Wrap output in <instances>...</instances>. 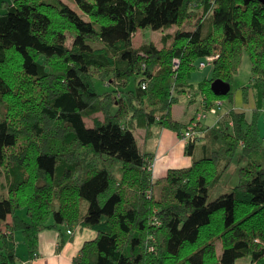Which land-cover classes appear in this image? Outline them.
Segmentation results:
<instances>
[{"label": "trees", "instance_id": "obj_1", "mask_svg": "<svg viewBox=\"0 0 264 264\" xmlns=\"http://www.w3.org/2000/svg\"><path fill=\"white\" fill-rule=\"evenodd\" d=\"M74 1L81 13L65 0L6 1L0 11V264L23 262L17 232L35 258L40 231L61 225L97 232L73 264H264V3ZM173 26L163 47L135 46L141 29ZM214 55L212 77L191 83L198 62ZM245 56L251 113L233 106L231 125L203 122L187 152L201 138L209 150L156 179L137 128L185 130L172 109L194 90L207 106L224 97L234 104ZM216 80L231 90L216 93ZM235 160L238 182L210 199Z\"/></svg>", "mask_w": 264, "mask_h": 264}, {"label": "crops", "instance_id": "obj_2", "mask_svg": "<svg viewBox=\"0 0 264 264\" xmlns=\"http://www.w3.org/2000/svg\"><path fill=\"white\" fill-rule=\"evenodd\" d=\"M213 70L214 64L199 68L198 71L193 72L191 83L196 85L204 79H210ZM243 86L245 85H242L240 88L242 89ZM241 99L245 102L243 97ZM220 101L223 104V100ZM243 102H240V105H242ZM204 104L205 99H203L200 92L196 90L192 91L191 96L190 93L181 95L179 103L173 105V117L179 121L190 124L191 121L196 118L197 114L204 109ZM254 104L255 99L251 97L249 103H244V107L235 108L238 110H240L239 108H243L247 112H251ZM232 107L233 105H230L227 110L222 111L220 114L221 107L219 105L218 112H208L207 116L203 119V122L208 127L218 125L222 122V116H225L226 114L228 115V111ZM210 114L212 115L211 121H206L205 119L208 118ZM228 124H232L231 120ZM206 130L207 129H205V131ZM180 132L181 131L163 127L159 124H154L149 128H137L136 135L141 149L154 156L155 167L153 175L156 179L165 177L171 168L192 165L196 159L201 158L209 150L207 145L208 142L206 143V140L201 138L195 143L193 155H190L187 152L186 144L180 137ZM70 228L72 229V232H69ZM96 236L97 232L94 229L83 227L81 225L73 227L61 225L57 228H46L39 233L37 255L35 258L29 257L27 247L23 254L18 253L21 255L22 261H28L31 264H73L74 257L79 253L84 243L87 240L94 239ZM22 238L24 241V237ZM62 239L64 240V244L60 247V241ZM218 249L221 251L220 244ZM237 264L254 263L250 259L243 258L238 260Z\"/></svg>", "mask_w": 264, "mask_h": 264}, {"label": "rangeland", "instance_id": "obj_3", "mask_svg": "<svg viewBox=\"0 0 264 264\" xmlns=\"http://www.w3.org/2000/svg\"><path fill=\"white\" fill-rule=\"evenodd\" d=\"M6 1L12 2V0H0V11L5 9L4 2H6ZM65 1L68 2L78 12L81 13L80 8L78 7V5L76 4V2L74 0H65ZM193 22H195V21H193ZM185 28L188 30L194 29L193 23L192 24H186ZM177 29H178V26H173L172 28L167 29V30H154L151 27L143 28L135 36V39H134L135 46L138 47L144 43L154 42L157 46H159L161 48V47H163V41H162L163 34L174 33ZM198 70H199V68L196 71H198ZM251 73L252 72H251L250 60L248 59L247 56H245L244 60H243V64L240 67L238 73L236 74V76L233 80L234 104L229 100L228 97H224L223 98V104L220 105V107H221L220 108V114L222 113V111L227 110V108L230 105H233L235 107H244V103H246V102H243V99H241L243 97V92H242V89L240 87L242 85H246V83L249 81V79L252 75ZM95 84H96V87L99 91H104L106 89L104 82L101 81L99 78H95ZM240 102L241 103L243 102V104L240 105ZM239 109L243 110V108H239ZM207 110L209 112H212L210 109H207ZM200 113H202V112H200ZM212 113H215V112H212ZM249 113H251V112L249 111ZM94 116L103 119V114L101 112L96 113ZM211 116L212 115L210 114L209 117L206 118L205 120L211 121ZM86 120H87L88 124H93L92 118H87ZM230 120H231V118L227 114L225 116H222V119H221L222 122H229ZM260 126L262 129L261 131L264 133V112L262 113V115L260 117ZM154 160H155L154 158L151 159V161H154ZM239 169H240V165H239L238 161L235 160L233 162V164L231 165L229 171H228L227 177L230 178L229 182L228 183L224 182L219 187L212 189L210 191V199H214L218 195H220L221 193L230 191L231 186L236 184L239 180ZM6 184H7V167L2 166L0 168V195H1V197H3V193L4 194L7 193V189H6L7 185ZM86 204H87V201L82 199V205H83L84 209L86 208ZM16 235H17L16 239H17L18 252L23 254L24 250L26 248V244L23 241L22 232L19 231L16 233Z\"/></svg>", "mask_w": 264, "mask_h": 264}, {"label": "built area", "instance_id": "obj_4", "mask_svg": "<svg viewBox=\"0 0 264 264\" xmlns=\"http://www.w3.org/2000/svg\"><path fill=\"white\" fill-rule=\"evenodd\" d=\"M217 57H218V55H214V56H209V57H205V58L201 59L198 62V67L202 68V67H205L209 64H214V61ZM143 86L145 87V85H143ZM221 104H222L221 101L217 100L214 104H212L210 106L206 107V103L203 105L204 109L202 111H200L202 113L199 112L197 114L196 118L187 126V128L180 132V137L185 144H188L190 139L197 135V132L202 127L203 119L207 116V114L209 112L207 109H210L212 112L217 113L218 112V106ZM154 166H155V160L150 162V164L148 166L149 170L153 171ZM151 249L152 250L154 249V245L151 246ZM21 264H31V263L28 261L27 262L23 261Z\"/></svg>", "mask_w": 264, "mask_h": 264}, {"label": "water", "instance_id": "obj_5", "mask_svg": "<svg viewBox=\"0 0 264 264\" xmlns=\"http://www.w3.org/2000/svg\"><path fill=\"white\" fill-rule=\"evenodd\" d=\"M264 3V0H261ZM213 89L216 93L226 95L231 90V85L222 80H216L213 83Z\"/></svg>", "mask_w": 264, "mask_h": 264}]
</instances>
